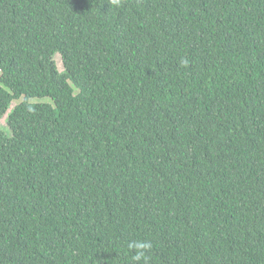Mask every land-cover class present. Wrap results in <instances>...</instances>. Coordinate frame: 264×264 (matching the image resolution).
Masks as SVG:
<instances>
[{"label":"trees","instance_id":"1","mask_svg":"<svg viewBox=\"0 0 264 264\" xmlns=\"http://www.w3.org/2000/svg\"><path fill=\"white\" fill-rule=\"evenodd\" d=\"M5 116L0 264H264V0H0Z\"/></svg>","mask_w":264,"mask_h":264},{"label":"clouds","instance_id":"2","mask_svg":"<svg viewBox=\"0 0 264 264\" xmlns=\"http://www.w3.org/2000/svg\"><path fill=\"white\" fill-rule=\"evenodd\" d=\"M182 64L187 65V60H183ZM129 249L133 252L132 260L134 264H148L147 252L151 249L152 245L150 242L146 241H132L128 245Z\"/></svg>","mask_w":264,"mask_h":264},{"label":"rangeland","instance_id":"3","mask_svg":"<svg viewBox=\"0 0 264 264\" xmlns=\"http://www.w3.org/2000/svg\"><path fill=\"white\" fill-rule=\"evenodd\" d=\"M56 60L58 63L59 68L62 70L63 69V64H62V58L60 54L56 55ZM34 102H39V101H48V102H52L51 98L46 96V97H34L31 99ZM15 103H13V105H15ZM0 127L3 128L4 130H6L7 132L9 131V127L7 124V116H5L3 119H1L0 121Z\"/></svg>","mask_w":264,"mask_h":264}]
</instances>
